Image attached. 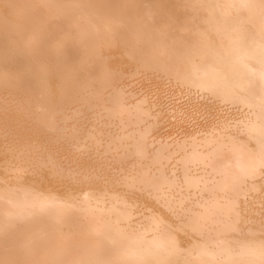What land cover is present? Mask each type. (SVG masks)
I'll list each match as a JSON object with an SVG mask.
<instances>
[{
  "label": "bare ground",
  "instance_id": "6f19581e",
  "mask_svg": "<svg viewBox=\"0 0 264 264\" xmlns=\"http://www.w3.org/2000/svg\"><path fill=\"white\" fill-rule=\"evenodd\" d=\"M38 3L50 7L37 11ZM260 3L0 0V226L15 225L0 230V261L264 264L259 170L236 200L241 216L253 221L241 231L209 221L201 234L180 208L181 200L197 207L196 183L203 189L215 179L221 187L214 207L227 213L233 178L248 171L264 146ZM144 4L188 22L194 59L179 52L161 57L140 19ZM241 4L251 7H233ZM240 19L246 24L236 31ZM30 35L37 37L32 45ZM115 92L122 102L113 101ZM145 99L150 118L138 108ZM38 104L48 115L62 114L54 127L37 113ZM223 125L231 126L230 137L220 141ZM141 135L165 154L167 175L182 181L189 174L191 191L178 194L140 179L147 168L129 145Z\"/></svg>",
  "mask_w": 264,
  "mask_h": 264
},
{
  "label": "snow or ice",
  "instance_id": "6c2138e0",
  "mask_svg": "<svg viewBox=\"0 0 264 264\" xmlns=\"http://www.w3.org/2000/svg\"><path fill=\"white\" fill-rule=\"evenodd\" d=\"M4 8L11 7V4L4 3ZM34 9L39 11L45 8H49L50 6L43 3H38L33 5ZM180 7L184 8H203L205 5H181ZM237 7L239 9H247L251 7L248 4H241ZM143 15L140 16L141 22L144 27L148 30V36L151 42H153L157 48L159 49L161 57L171 56L176 52L183 54L186 57L194 59L197 55V50L195 45L189 44L185 33L189 30L188 22L184 24H180L177 20L168 15L166 17H161L157 10L148 4L142 5ZM261 9V24H262V36H261V47H260V56H261V71H260V80L262 85V92H264V0H261L260 3ZM195 17L193 18V22H195ZM204 22H207L206 20ZM246 22L243 19L238 20L236 25V31H241L245 27ZM202 35V34H201ZM37 37L30 35L27 43L32 45L36 42ZM251 59V57H249ZM113 101L116 103H120L121 97L118 92H115L112 97ZM147 106V99L143 101L142 104H138V108L141 109L142 116H148L150 118V112L143 111V108ZM37 113H43L46 116V121L48 124L53 127L56 124V116L62 115L61 113H57L55 111L51 112V115H48L49 108L38 104L36 108ZM61 124L67 123V120H61ZM219 127V140L224 141L230 137V125H223ZM261 142L264 145V96H262V123H261ZM131 149L132 157L139 163L141 168H147L146 171L143 172L140 179L145 182L151 184L153 187H158L160 189H167L169 191H174L175 189H179L178 194H182L185 188H188L189 191L192 190L193 181L189 177V174L185 172L183 180L181 181L179 175L177 173H173L171 176L166 174V170L163 168L165 154L160 150L156 149L155 151L150 148L147 143L146 135H141L138 138H133V142L129 145ZM152 167H157V171L153 173L151 171ZM259 170L261 176H264V146H262L258 160H253L252 165L248 169V171L243 176H235L230 185V191L233 194V199L231 201L230 207L227 213L218 212L217 208L214 207L217 201V197L219 196L220 184L212 179L210 181H206L203 189L199 188V183H196L197 189L200 190L202 202L197 207H191L185 203V201H180V208L184 212L185 217L189 221L191 227L194 231H201L202 228L208 225L209 221H212L217 226L221 227L227 232H237L241 231V224L246 227L251 225L253 221L251 219H246L241 216L239 211V206L236 203V200L239 198L241 194L246 196L247 192V184L248 178L255 175L256 171ZM91 177L88 174H83L82 179L87 181ZM261 218L259 220V230L262 236L261 239V252L264 253V200L261 202ZM125 214H127V208L125 209ZM15 225L12 224H4L0 226V230L5 232L11 230ZM251 235V231L249 232ZM110 243H114L113 239H110ZM164 242L169 246L175 248L176 241L173 240L170 236H166L164 238ZM0 264H12L10 261H0ZM141 264H145V262H141ZM155 264H169L168 261H157ZM191 264V262H189Z\"/></svg>",
  "mask_w": 264,
  "mask_h": 264
}]
</instances>
